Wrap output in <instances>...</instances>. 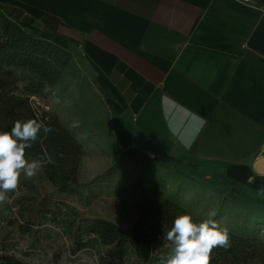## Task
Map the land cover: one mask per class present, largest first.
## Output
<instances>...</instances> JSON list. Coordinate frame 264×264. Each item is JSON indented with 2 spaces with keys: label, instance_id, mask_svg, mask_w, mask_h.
I'll return each instance as SVG.
<instances>
[{
  "label": "rangeland",
  "instance_id": "obj_1",
  "mask_svg": "<svg viewBox=\"0 0 264 264\" xmlns=\"http://www.w3.org/2000/svg\"><path fill=\"white\" fill-rule=\"evenodd\" d=\"M81 59L68 38L40 35L0 10V131L37 119L57 135L55 163L32 179L21 175L0 203V256L26 264H132L101 261L99 249L86 244L91 226L109 223L141 241L151 257L161 256L168 248L164 228L184 213L197 223L215 219L264 250L263 196L130 146ZM38 141L26 158H39ZM156 235L162 244L155 251Z\"/></svg>",
  "mask_w": 264,
  "mask_h": 264
},
{
  "label": "crops",
  "instance_id": "obj_2",
  "mask_svg": "<svg viewBox=\"0 0 264 264\" xmlns=\"http://www.w3.org/2000/svg\"><path fill=\"white\" fill-rule=\"evenodd\" d=\"M71 40L127 143L264 198V0H0ZM249 177L252 182H249Z\"/></svg>",
  "mask_w": 264,
  "mask_h": 264
},
{
  "label": "clouds",
  "instance_id": "obj_3",
  "mask_svg": "<svg viewBox=\"0 0 264 264\" xmlns=\"http://www.w3.org/2000/svg\"><path fill=\"white\" fill-rule=\"evenodd\" d=\"M53 131L37 119H18L10 131H0V203L17 189L21 175L32 179L48 164L55 163L47 154L38 159L26 158V150L33 147L41 132L46 136ZM163 241L170 251L159 257L158 264H210L214 248L230 246L226 226L212 218L197 223L188 213L177 215L171 227L164 228Z\"/></svg>",
  "mask_w": 264,
  "mask_h": 264
},
{
  "label": "trees",
  "instance_id": "obj_4",
  "mask_svg": "<svg viewBox=\"0 0 264 264\" xmlns=\"http://www.w3.org/2000/svg\"><path fill=\"white\" fill-rule=\"evenodd\" d=\"M1 10V8H0ZM2 12V10H1ZM3 14V12H2ZM3 17L12 23L22 24L28 26L38 32L40 35H53L47 32H41L38 28L28 20H10L7 17ZM58 36V35H53ZM49 126L48 124H46ZM43 133V132H42ZM56 136L53 132L43 137V141L37 142V149L39 150V158L50 155L54 158L53 151H55ZM66 144V140H64ZM27 151V150H26ZM50 167L48 164L44 168ZM88 235V243L96 247L97 253L104 262L105 259H115L119 261H132V264H158L159 255L151 257L149 253L141 248V241L136 240L135 242L129 240L125 233L109 223L96 222L94 226H91ZM230 246L227 248L216 247L213 249L210 258V264H264V250H259L258 246H254L251 241L239 238L235 235L229 234ZM83 233L79 234L77 244L81 248L84 247ZM160 238V237H159ZM155 251L158 245L162 242L158 239V235L155 236ZM97 244H102L103 248L97 247ZM167 245V244H166ZM168 247V246H167ZM167 248L165 254L169 252ZM135 257L134 260H132ZM129 259V260H128ZM0 264H26L15 258L0 256Z\"/></svg>",
  "mask_w": 264,
  "mask_h": 264
},
{
  "label": "water",
  "instance_id": "obj_5",
  "mask_svg": "<svg viewBox=\"0 0 264 264\" xmlns=\"http://www.w3.org/2000/svg\"><path fill=\"white\" fill-rule=\"evenodd\" d=\"M250 45L255 51L264 57V19ZM254 170L257 174L264 175V157L255 162Z\"/></svg>",
  "mask_w": 264,
  "mask_h": 264
},
{
  "label": "built area",
  "instance_id": "obj_6",
  "mask_svg": "<svg viewBox=\"0 0 264 264\" xmlns=\"http://www.w3.org/2000/svg\"><path fill=\"white\" fill-rule=\"evenodd\" d=\"M242 2H247V0H242Z\"/></svg>",
  "mask_w": 264,
  "mask_h": 264
}]
</instances>
